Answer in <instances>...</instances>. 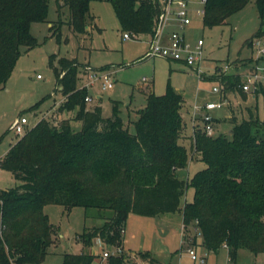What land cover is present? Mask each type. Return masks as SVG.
Listing matches in <instances>:
<instances>
[{
	"label": "trees",
	"instance_id": "trees-1",
	"mask_svg": "<svg viewBox=\"0 0 264 264\" xmlns=\"http://www.w3.org/2000/svg\"><path fill=\"white\" fill-rule=\"evenodd\" d=\"M61 1L70 8L73 32L90 33L95 19L91 0ZM108 1L124 33L154 34L162 10L160 0ZM249 1L207 0L205 25L226 23ZM49 2L0 0V89L22 48L38 44L31 25L49 21ZM255 2L263 17L264 0ZM56 27L57 23L51 25L60 40ZM262 34L261 26L248 43L253 44ZM50 63L64 96L59 110H75L82 128L74 130L70 119L56 123L42 117L0 159V168L11 171L19 181L0 189V264H37L45 259L55 233L43 209L49 203L62 204L68 210L83 206L98 213L102 222L80 234L86 248L96 238L119 247L132 213L160 216L180 212L184 236L189 226L195 225L204 248L218 251L226 246L233 263L240 248L264 252V116L249 108V117L233 121L230 136L208 135L198 126L193 147L206 166L188 179L179 173L191 159L181 141L186 123L181 92L170 83L162 94L148 90L146 105L137 110L138 117L132 121L135 130L130 131L119 100H113L110 116L103 115L101 105L87 107L89 89L77 83L82 66L77 57L52 54ZM210 78L223 82L226 92L240 91L246 97L241 73L203 77ZM259 96L264 108V84L254 93L255 99ZM188 187L194 188L193 199L182 202ZM140 256L148 264H162L151 250L140 251ZM97 257L100 255L91 250L67 252L61 264H92ZM106 264H125V260L123 255L109 254Z\"/></svg>",
	"mask_w": 264,
	"mask_h": 264
},
{
	"label": "rangeland",
	"instance_id": "rangeland-1",
	"mask_svg": "<svg viewBox=\"0 0 264 264\" xmlns=\"http://www.w3.org/2000/svg\"><path fill=\"white\" fill-rule=\"evenodd\" d=\"M59 3L63 4L61 0H50L49 21L32 23L31 32L37 37L38 44L30 49L22 48V54L10 77L0 89V157L21 137L11 126L22 115L28 117L30 126L42 117L56 123L66 118L70 119L74 130H81L82 121L75 118V110H59L64 96L50 63V56L57 54L58 57H77L82 62L78 72V85L84 81L85 78H80L88 69H106L111 72L113 86L103 88L102 81L97 80L88 88L93 99L87 101V105L94 107L95 104H100L103 115L110 116L113 100H119L121 116L130 131L135 130L132 121L138 117L137 110L146 105L148 90L152 88L155 93L162 94L168 83L179 89L185 97L181 113L186 122L181 141L188 147L191 157L179 173L189 179L195 171L205 167L206 163L198 159V153L193 147L195 129L198 126L202 128L203 124L200 120L194 121L191 114L195 104L201 105L209 100L220 99L212 91L218 80L201 79L189 66L170 61L162 55H149L152 38L150 34L125 38L113 4L108 0L90 1V12L95 16L94 24L90 33L79 35L69 25V6L63 4L59 7ZM191 4L194 8L200 5L198 0H191ZM190 16L191 23L183 32L186 40L192 44L203 39V67L208 75H213L217 66L224 68L229 65L226 73H241L250 69L256 56V46L250 45L248 40L259 27L264 28V15L260 16L255 0H250L224 24L211 27L205 25L204 15L198 14L195 9L190 11ZM53 23H57L60 40L56 34L53 35ZM175 28L176 26L171 25L167 30ZM97 93L102 96L99 100L94 98ZM248 94L245 97L240 91L226 92L225 105L212 111L216 118L214 136H230L233 121L240 122L249 117V108L260 117L264 116L262 97L255 99L252 94ZM38 102V107L33 109ZM18 183L11 171L0 168V189L13 187ZM193 194L194 188L188 187L182 202L192 200ZM43 209L55 226V233L49 253L37 264H61L65 253L86 250L100 255L92 264H106L108 256L104 255V251L123 255L125 264H143L140 251L146 250H151L163 264H195L188 247L198 248L196 250L200 254L204 248L197 243L201 241L202 234L195 225L189 226L185 236L182 230L181 235L179 228L182 215L179 212L167 213L161 217L132 213L127 218L124 240L119 247L109 246L102 240L95 239L92 246L86 248L80 234L85 228L102 222L95 210L89 212L78 205L68 210L62 204L56 203L46 204ZM159 219L174 222L163 232L165 226L159 224ZM207 264H264V252L254 253L240 248L236 262L233 263L229 260L228 249L223 246L218 251H208Z\"/></svg>",
	"mask_w": 264,
	"mask_h": 264
},
{
	"label": "built area",
	"instance_id": "built-area-1",
	"mask_svg": "<svg viewBox=\"0 0 264 264\" xmlns=\"http://www.w3.org/2000/svg\"><path fill=\"white\" fill-rule=\"evenodd\" d=\"M160 2L162 10L151 38L149 55H162L170 60L179 61L191 67L201 79L206 75L208 76V73L203 67V39H199L195 44H192L186 40L183 32L191 23L190 11L195 9L198 14L204 15L206 12L207 0H198L200 5L195 8L192 6L191 0H160ZM171 25L176 26V28L168 31L167 29ZM134 36L135 35H132L130 32L124 33L125 38ZM254 44L256 46L254 63L249 70L241 72V88L244 92L252 95L264 84V37H256L253 40V45ZM228 68L229 65H226L224 68L217 66L213 75L221 76V74L227 72L226 70ZM80 79L84 81L81 80L82 82L79 86L87 88L93 86L99 79L102 81L103 88H109L113 86L114 80L111 72L106 69H102L101 71L88 69L83 73ZM143 80H146V78ZM212 91L217 93L220 99L209 100L201 105L195 104L192 112L193 120H200L203 124L204 131L208 135H213L215 132V116L212 111L216 108L223 107L226 103V90L223 82L218 81V83L212 87ZM94 98L97 99L96 96ZM92 99V95L86 96V101ZM30 127L28 117L22 115L16 118L11 129H13L17 135L23 136ZM188 251L192 260L199 264L206 263V253L200 254L192 246L188 247ZM109 254L108 251H104L105 256Z\"/></svg>",
	"mask_w": 264,
	"mask_h": 264
},
{
	"label": "crops",
	"instance_id": "crops-1",
	"mask_svg": "<svg viewBox=\"0 0 264 264\" xmlns=\"http://www.w3.org/2000/svg\"><path fill=\"white\" fill-rule=\"evenodd\" d=\"M51 24V23H50ZM170 60V59H169ZM170 61H175V60H170ZM178 62V61H177ZM178 63H181V62H178ZM254 63V62H253ZM253 63H252V65H253ZM182 65H185V64H183V63H181ZM251 65V66H252ZM185 66H187V65H185ZM250 66V67H251ZM192 69V68H191ZM193 70V69H192ZM179 92H181L179 89H177ZM182 93V92H181ZM248 95H250V94H248ZM254 96V95H253ZM96 97H97V100H99V99H101L102 98V96H101V94L100 93H97V95H96ZM183 97H184V95H183ZM184 99H185V97H184ZM95 105H100V104H95ZM94 105V106H95ZM87 107H88V105H87ZM88 108H92V107H88ZM191 116H192V114H191ZM9 150V149H8ZM3 156H1L0 157V159L2 158ZM180 213V212H179ZM181 214V213H180ZM165 215V214H164ZM182 215V214H181ZM162 215H160V216H155V217H161ZM181 224H180V232L183 230V216H181ZM174 222V221H173ZM171 220H162V219H159V224L161 225V226H165V228L163 229V232H166L167 231V226H170L171 225V223H173ZM181 235H182V232H181ZM183 237V236H182ZM97 240H99V241H101V239L100 238H96ZM184 239V238H183ZM202 242H203V239H201V241H197V243L198 244H202ZM183 243V242H182ZM202 247V246H201ZM196 249H198V248H196ZM202 254L203 253H206L207 254V258H208V251L207 250H205L204 248H203V251L201 252ZM160 260V259H159ZM161 261V260H160ZM162 262V261H161ZM143 264H148V261L147 260H143V262H142ZM195 264H199V263H197V262H194ZM162 264H163V262H162ZM205 264H207V259H206V263Z\"/></svg>",
	"mask_w": 264,
	"mask_h": 264
}]
</instances>
